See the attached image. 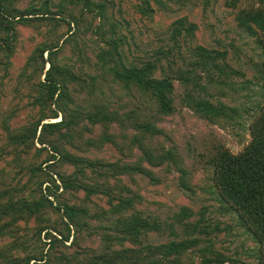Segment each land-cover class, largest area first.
I'll use <instances>...</instances> for the list:
<instances>
[{"label": "rangeland", "instance_id": "374dc122", "mask_svg": "<svg viewBox=\"0 0 264 264\" xmlns=\"http://www.w3.org/2000/svg\"><path fill=\"white\" fill-rule=\"evenodd\" d=\"M89 2L91 5L85 0L76 4L71 0H16L17 16H26L29 24L17 23L12 41L0 30V191L26 185V198L41 200L38 185L45 179L55 204L45 203L37 216L19 223L20 236L31 241L28 251L43 260L32 264H77L75 258L102 254L113 244L109 236L119 239L117 221L133 215L159 224V231L143 238L146 244L200 239V244L187 253L189 256L183 257L185 263L191 259L199 263L203 259L201 251L210 247L206 258L213 261L258 264L259 246L240 225L236 213L220 200L210 159L219 146L239 154L252 140L253 116L262 102L257 70L261 50L258 37L243 31L237 16L244 8L264 9V0ZM179 21L194 24L196 29L188 41L183 32L176 44L172 34ZM57 45L53 62L71 70L78 81L71 83L65 78L66 97L55 119L50 118V103L39 98L38 86L45 75L36 71L32 61L39 48ZM197 46L226 53V60L221 62L223 68L227 66L226 73L202 74L201 83L207 89L201 94L214 105L240 109L237 121L212 122L195 113L183 101L188 89L180 80L174 81L176 111L161 114L150 95L117 81L112 66L99 59L102 51H113L114 58L125 67L156 63L159 69L155 77H173V71L190 70ZM166 52H172L169 58ZM45 56L48 58V53ZM170 61H176L173 69H169ZM48 67L46 62L45 71ZM210 80L213 82L209 85ZM97 107L116 112L121 120L90 123L85 117L98 112ZM127 114L132 119H127ZM43 116L47 118L36 138L21 143L25 130H31ZM65 118L73 120L69 127L42 129L44 124ZM140 123L154 125L158 134L139 129ZM140 141L155 154L172 151L176 160L162 165L149 163ZM54 150L58 158L48 166ZM63 155L89 162L77 168L63 162ZM41 168L54 172L57 184H62L63 178L83 187L66 190L62 186L56 191ZM93 190L97 193L90 194ZM121 201L129 205H121ZM62 205L87 211L86 217L73 226L66 243L62 240L67 234L65 219L58 209ZM11 241H0V249ZM120 248L138 246L126 242L114 247Z\"/></svg>", "mask_w": 264, "mask_h": 264}, {"label": "trees", "instance_id": "16d2710c", "mask_svg": "<svg viewBox=\"0 0 264 264\" xmlns=\"http://www.w3.org/2000/svg\"><path fill=\"white\" fill-rule=\"evenodd\" d=\"M16 0H0V30L7 35L12 41L16 37L15 25L17 23L29 24L30 20L26 16L18 17L14 9ZM81 0H71V3L76 4ZM86 5H91L89 0H85ZM237 21L240 28L250 33L253 37H258V44L261 50L260 62L257 65L258 75L261 78V95L262 102L258 105L251 126L252 140L239 154L231 153L224 146H219L210 159V166L213 170V183L218 191L220 200L227 204L238 216L240 225L245 228L254 238L259 246L258 264H264V9L263 8H244L238 13ZM179 28L173 30L172 38L178 44V38L186 32L185 39L188 41L193 37V32L196 27L194 24H188L184 21H179ZM191 33V35H190ZM190 35V37H189ZM112 44H117L113 42ZM117 49V46H115ZM194 51L196 56L191 57L188 69H179L176 73L172 70L173 77L165 76L162 78L155 77V73L159 67L156 63H147L141 67L131 66L125 67L121 61H118L114 56L113 51H102L99 59L103 64L112 66L111 71L117 81L126 86L134 85L144 94L150 95L158 106L161 114L171 115L176 111L174 107V81L180 80L188 89L185 99L183 100L195 113L215 122L220 119H226L228 122H234L241 118L240 109L226 106L222 103L214 105L209 100L205 99L201 93L207 88L202 85L201 75L204 73L213 74V72L226 73V67L221 66V62L226 60V53L216 50H207L201 46H197ZM11 45L8 44L7 50L11 51ZM57 46L41 47L38 49L33 64L36 66V71H41L45 75L44 81H41L38 88V95L41 102L50 103L52 116L50 118H58L61 113V101L66 97V86L64 80L71 83L78 81V77L69 69H63L55 64L52 60L54 50ZM3 48H0V51ZM57 50H55L56 53ZM171 51V50H170ZM48 53V58L45 54ZM172 52H166L169 56ZM163 55V54H162ZM174 60V59H172ZM182 61H184L182 59ZM46 62L50 64L48 70L45 71ZM113 63V65H112ZM120 64V66L118 64ZM42 64V65H41ZM176 61H170L169 69H173ZM41 68V69H40ZM175 76V77H174ZM66 80V82H67ZM209 81V85L212 84ZM192 87V88H191ZM195 89H199L197 93ZM196 90V91H197ZM57 110H56V108ZM98 108V107H97ZM99 111L94 114H87L85 119L90 123H110L120 121V117L116 112H109L98 108ZM247 112V111H246ZM80 111L76 115H80ZM47 117L43 116L38 120V123L31 129L25 130V137L21 139V143L28 142L29 139L34 140L37 135L38 128ZM127 119H132L131 114H127ZM73 120L65 118L63 121L53 124H44L42 129H59L61 127H69ZM139 129L157 133L158 129L152 124L140 123ZM32 131V134H31ZM141 142V141H140ZM141 150L143 156L149 163L153 165H162L164 162L175 161L172 151L164 150L162 153L155 154L154 151L146 148L141 142ZM46 148H41L43 150ZM55 151V150H54ZM52 153L48 166L53 165L52 161L57 160V151ZM158 155V156H156ZM63 162H69L75 167L88 163L84 158L65 156ZM133 170L139 171V168ZM50 181L55 185V190L58 191L62 186L68 190L83 187L76 186L74 181H66L61 179L62 184H57L54 178V172L47 173ZM44 177V176H43ZM58 181V180H57ZM45 179H42L38 185V191L42 196L41 200L30 201L26 198V185L14 189L8 186L9 189L0 191V241H12L5 248L0 249V264H32L43 261L40 260L37 253L29 250L31 241L25 236L19 234L21 222H25L37 216L45 207V203H50L54 206V201L51 199V187L45 186ZM45 186V187H44ZM46 188V190L44 189ZM97 190H93L90 194H96ZM90 196V195H88ZM120 204H128V201H121ZM119 204V206H120ZM117 207V209L119 208ZM63 213L65 219L67 234L62 238L63 242H68L72 237L73 226L77 224L79 218L82 220L86 217L87 211L83 207H70L62 205L58 208ZM183 216L185 214L181 215ZM20 223V224H19ZM82 226V224H79ZM198 228V226H194ZM116 232L119 234V239L116 236H109V242L113 243L102 254H92L88 258H75L77 264H224V261H213L206 258L211 249L205 248L201 251L203 259L199 263L183 262V257L195 246L199 245L201 240L194 238L193 240L171 241L161 245L146 244L143 238L152 231H159V224L156 221L144 219L140 215H133L127 218H121L116 223ZM45 229L40 230L39 236ZM50 240V238H48ZM116 242V244H115ZM130 243L138 248H120L114 249L117 244L123 245ZM189 256V255H188ZM35 263V264H36Z\"/></svg>", "mask_w": 264, "mask_h": 264}]
</instances>
